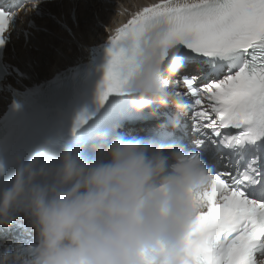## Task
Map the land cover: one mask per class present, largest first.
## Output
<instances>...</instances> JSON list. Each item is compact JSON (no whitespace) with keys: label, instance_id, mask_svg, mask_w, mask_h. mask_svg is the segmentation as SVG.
Returning <instances> with one entry per match:
<instances>
[{"label":"clouds","instance_id":"9594fccd","mask_svg":"<svg viewBox=\"0 0 264 264\" xmlns=\"http://www.w3.org/2000/svg\"><path fill=\"white\" fill-rule=\"evenodd\" d=\"M125 47L135 48L134 68L117 98L131 115L157 120L155 134L77 138L81 122L53 155L16 159L0 183V232L23 225L31 242L0 244V264H181L208 184L203 161L175 136L190 108L185 63L161 30Z\"/></svg>","mask_w":264,"mask_h":264},{"label":"snow or ice","instance_id":"6c2138e0","mask_svg":"<svg viewBox=\"0 0 264 264\" xmlns=\"http://www.w3.org/2000/svg\"><path fill=\"white\" fill-rule=\"evenodd\" d=\"M13 15L0 11V47ZM152 29L164 33L166 47H179L191 69L182 84L194 98V135L184 145L208 178L181 264H264V0H160L145 7L108 40L101 106L122 94L133 71L135 48L125 45ZM9 240L19 237L0 244Z\"/></svg>","mask_w":264,"mask_h":264},{"label":"bare ground","instance_id":"6f19581e","mask_svg":"<svg viewBox=\"0 0 264 264\" xmlns=\"http://www.w3.org/2000/svg\"><path fill=\"white\" fill-rule=\"evenodd\" d=\"M112 1L118 2V4H120L119 6H122L126 9H135V8H139L140 6L147 4L148 2H155L156 0H112ZM105 2H106L105 0H94L93 5L96 6V8L94 9L92 13L88 14V16L86 17L87 20L83 21L82 23L83 31L88 30L90 32H93L95 30H98L99 34L102 35L103 31L98 29L96 24H98L99 22H102L103 24L110 25L111 20L116 19V16L112 14L113 13L112 11L113 9H117V7L114 8V6L110 4L106 5ZM102 8L103 9L108 8L109 9L108 14H105L103 16L102 12L100 11ZM94 13L96 15V18L94 17ZM82 34H83L82 40H86L85 42L87 43L92 42L91 37H90L91 34L89 33H82ZM45 41L49 43V46L51 45L54 48H56L55 51L53 48H50L47 45L45 48H43L45 45H42L41 44L42 39H39V42H40L39 47L40 49H42V51L39 54L31 52V57L35 59V61L37 62L38 65H40V67H43L42 75H44L46 71H49L51 68H55V66L57 65L58 67H63L64 65H66L64 61L65 60L71 61L73 59L71 53L75 52L74 45L71 42H67V45L65 46L66 48H62L58 43H56L49 37H46ZM57 51H61V54H59ZM42 58H46L45 61ZM33 69H34L33 67L28 68V71L32 72ZM36 72L38 74L40 73L39 70L38 71L36 70ZM6 103L7 101L5 100L4 95H0V111L4 109Z\"/></svg>","mask_w":264,"mask_h":264}]
</instances>
